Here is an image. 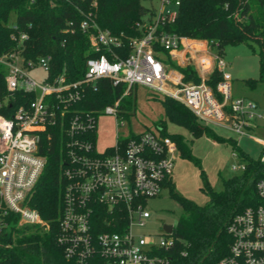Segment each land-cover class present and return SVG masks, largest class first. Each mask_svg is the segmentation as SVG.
<instances>
[{
  "label": "built area",
  "instance_id": "built-area-1",
  "mask_svg": "<svg viewBox=\"0 0 264 264\" xmlns=\"http://www.w3.org/2000/svg\"><path fill=\"white\" fill-rule=\"evenodd\" d=\"M55 1L70 6L77 16L67 23L65 32H82L96 55L87 60L85 76L78 81H69L64 74L50 77L51 57L26 60L21 46L29 35L16 24L9 25L8 38L17 49L0 56V65L7 70V90L34 92L36 99L28 107H19L12 118L0 115V234L8 229L9 217L18 216L20 227L33 225L49 231L57 223V245L75 264H169L164 251L175 244L176 226L169 233L163 225L158 243L134 230L151 218L146 209L148 199L159 196L172 180L178 145L161 131L145 132L124 140L117 137L113 147L99 153L96 143L87 138L96 132L97 116L118 117L121 102L138 85L180 102L202 124L220 126L240 136L252 137L250 132L264 120V112L251 99L232 97L231 76L224 72L226 63L216 42H189L158 31L161 24L175 20L182 0H161L160 11L140 26L144 35L130 40V53L124 57L120 54L125 47L122 38L96 21L97 0H52V5ZM171 6L175 10H170ZM163 52L169 53L171 62L193 67L200 81L186 82ZM178 52L185 65L178 63ZM36 68L46 73L42 86L28 76L27 71ZM214 71L222 74L215 90L208 84ZM100 79L112 81L114 87L126 85L125 93L98 114L70 113ZM57 122L67 124L69 141L60 174L58 217L47 221L30 200L47 164L39 153L42 133ZM256 194L258 203L230 221V252L218 264H264V179L257 181Z\"/></svg>",
  "mask_w": 264,
  "mask_h": 264
},
{
  "label": "trees",
  "instance_id": "trees-1",
  "mask_svg": "<svg viewBox=\"0 0 264 264\" xmlns=\"http://www.w3.org/2000/svg\"><path fill=\"white\" fill-rule=\"evenodd\" d=\"M51 2L0 0V56L17 49V45L8 38L9 25L16 24L29 35L21 46V55L26 60L36 61L39 57L50 56V77L64 74L69 81H78L85 76L87 60L96 54L92 52L86 35L80 31L69 34L64 30L67 23L77 17L74 9L62 2L55 1L54 5ZM155 15L156 10L144 6L142 0H97L95 10L98 25L122 38L125 47L120 54L123 57L130 53V40L144 35L140 26ZM158 31L181 38L214 41L221 55L227 46L245 45L258 55L261 69L258 80H247L245 83L250 88L264 84V0H182L175 20L161 24ZM163 54L173 68L184 74L186 82L200 81L193 67H181L171 62L168 52ZM6 74V68L0 65V115L12 118L19 107H28L36 99V93L23 90L9 92ZM221 80L222 74L214 71L208 84L215 90ZM111 82L108 79L96 81L85 91L82 100L70 108V113L83 111L98 114L112 105L123 96L126 85L114 87ZM131 92L126 97L131 96ZM163 106L170 121L194 136L210 133L208 127L180 102L165 96ZM67 127L66 123L60 122L49 126L42 133L39 146V153L46 157L47 164L30 201L47 221H54L60 208V174L66 164L65 145L69 141ZM161 134L175 141L183 156L192 158L181 135L168 134L164 127ZM87 138L96 142V132L87 134ZM230 143L243 162L245 171L239 176L224 179L223 189L219 192L208 186L207 204L198 205L178 196L174 192L175 185L167 181L166 186L184 209V215L173 233L175 244L164 251L169 264H218L230 252V221L247 207L258 203L256 183L264 179V162L244 156L235 140L231 139ZM7 222L8 229L0 234V264H75L65 258L63 249L57 245V223L45 231L33 225L18 226V216L9 217Z\"/></svg>",
  "mask_w": 264,
  "mask_h": 264
},
{
  "label": "rangeland",
  "instance_id": "rangeland-1",
  "mask_svg": "<svg viewBox=\"0 0 264 264\" xmlns=\"http://www.w3.org/2000/svg\"><path fill=\"white\" fill-rule=\"evenodd\" d=\"M142 3L157 12L162 7L161 0H142ZM169 9L175 10V7L171 6ZM11 21H14L13 15ZM224 51V72L232 77V97L251 99L258 103L259 109L264 112V84L250 88L245 83L247 80L259 79L261 69L258 55L249 51L245 45L227 46ZM27 73L38 86L43 85L46 73L41 68L29 70ZM37 91H40L39 88ZM131 93V96L122 101L118 117L107 114L97 116L96 151L104 153L115 145L117 137L124 140L145 132L159 133L162 127L168 134L181 135L192 158H186L180 152L177 154L171 181L175 185L174 192L193 203L207 204L208 186L219 192L223 189L224 179L239 176L244 171L243 162L230 143L231 139L236 141L239 151L251 160L258 161L264 154V144L259 141L264 140V120L259 121L257 127L251 130L252 137L240 136L226 128L213 125H207L209 134L196 137L167 118L163 106L164 95L140 85L134 86ZM146 209L151 218L144 226L136 227L134 232L147 240L152 237L155 243H158L162 236L163 225L176 226L184 215L182 205L172 195L168 186L163 188L159 196L148 199Z\"/></svg>",
  "mask_w": 264,
  "mask_h": 264
},
{
  "label": "crops",
  "instance_id": "crops-1",
  "mask_svg": "<svg viewBox=\"0 0 264 264\" xmlns=\"http://www.w3.org/2000/svg\"><path fill=\"white\" fill-rule=\"evenodd\" d=\"M193 41H195V40H189V42H193ZM175 55L177 56V59H178V63H183L184 62V58H183V55H182V53H175ZM231 79H232V77H231Z\"/></svg>",
  "mask_w": 264,
  "mask_h": 264
},
{
  "label": "water",
  "instance_id": "water-1",
  "mask_svg": "<svg viewBox=\"0 0 264 264\" xmlns=\"http://www.w3.org/2000/svg\"><path fill=\"white\" fill-rule=\"evenodd\" d=\"M164 229L167 231V232H172V230H173V227H172V225H165L164 226Z\"/></svg>",
  "mask_w": 264,
  "mask_h": 264
}]
</instances>
